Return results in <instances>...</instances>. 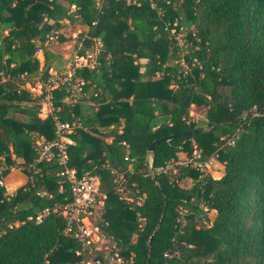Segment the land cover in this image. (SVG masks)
Returning a JSON list of instances; mask_svg holds the SVG:
<instances>
[{"label": "trees", "instance_id": "trees-1", "mask_svg": "<svg viewBox=\"0 0 264 264\" xmlns=\"http://www.w3.org/2000/svg\"><path fill=\"white\" fill-rule=\"evenodd\" d=\"M62 21L86 27L75 42L87 48L98 38L101 46L94 67L75 69L86 96L65 102L64 86L53 89L52 114L40 118L39 100L24 84L60 70L44 45ZM171 30L183 32L181 43ZM191 105L204 107L202 125L190 118ZM254 106H264V0H0V177L17 165L26 175L10 191L0 185V264L85 257L62 233L60 214L34 220L70 201L58 174L64 166L76 177L99 176L95 224L123 264H264V110ZM53 115L81 124L64 136V164L55 147L50 159L35 161L32 134L52 140ZM223 120L212 131L189 132ZM169 134L150 159L149 144ZM194 151L200 160L214 154L221 174L155 171ZM111 169L123 173L132 201L116 191ZM184 178L190 186L180 185ZM160 193L165 210L149 236L164 204Z\"/></svg>", "mask_w": 264, "mask_h": 264}, {"label": "built area", "instance_id": "built-area-1", "mask_svg": "<svg viewBox=\"0 0 264 264\" xmlns=\"http://www.w3.org/2000/svg\"><path fill=\"white\" fill-rule=\"evenodd\" d=\"M59 32L60 28L47 36V39L52 40L56 38ZM73 37L77 39V34L73 35ZM83 46L82 41H76L73 47L75 50L73 58L69 59L68 64L60 70L50 68L48 70L49 76L45 81L35 80L32 83L24 84L25 89L29 91L31 97L39 100L38 116L40 118L52 114L51 91L53 89H58L62 85L64 86L62 101L65 102H76L86 96L83 89L85 82L81 77L76 76L75 69L80 67H94L96 64L95 57L101 43L98 38H93V42L87 48ZM82 48L84 50L83 53L77 54V51ZM36 53L42 54V50L38 48ZM53 120L55 137L52 140L46 141L43 137L32 134L34 138L33 149L37 154L35 161L50 159L53 156L52 148L55 147L57 151L56 155L59 158L58 162L64 164L66 160L64 136L74 128L80 127L81 124L79 117H74L70 121L60 122L53 115ZM227 143L232 144V139H228ZM213 160H215L214 154L207 159L200 160L199 153L194 151L190 156L167 161L155 171L174 174L179 166H188L200 174L205 175L209 172V164ZM13 169L10 167L9 171ZM111 172L114 173L113 183L115 184L116 191L122 194L127 201H132L130 197L125 195L127 189L125 187L123 173L113 169H111ZM150 173L152 174V170H150ZM58 174L69 183L70 201L62 205L54 204L51 208H44L40 214L36 215L34 220L39 222L49 212L60 214L65 220L62 233L79 242L81 250L86 252L85 257L79 260V264H123L124 260L119 253V248L101 234L95 224L97 211L95 212L93 207L95 205L100 206L102 203L98 191L99 176L96 173L84 172L79 177H76L75 171L66 166ZM3 182L4 177H0V185H4ZM39 194H45V192L40 191ZM132 203L137 205L139 204V200ZM136 216V219L139 221L138 227L141 228L143 218L138 213H136ZM94 252H99L100 256H95ZM79 253L80 251L75 252L76 255H79ZM164 255L166 254L164 253Z\"/></svg>", "mask_w": 264, "mask_h": 264}, {"label": "rangeland", "instance_id": "rangeland-1", "mask_svg": "<svg viewBox=\"0 0 264 264\" xmlns=\"http://www.w3.org/2000/svg\"><path fill=\"white\" fill-rule=\"evenodd\" d=\"M62 27L60 28V32L58 33L56 38H53L52 40H47L45 42V49L50 53L49 63L53 65L55 68L61 69L66 64H68L69 59L73 58L75 50L73 49L74 43H75V37L73 35H76L79 32H85L86 27L83 25H80L78 23H71L67 21H62ZM174 33L175 38L179 43L182 42V36L183 32H175L174 30H171ZM64 38V40L60 41L58 37ZM73 38V39H72ZM36 61L38 62V65L42 63L43 56L40 53H36L34 55ZM56 70V69H55ZM86 105H88L87 101H85ZM190 118L196 122L197 125L203 124V114H204V107H197L191 105L188 110ZM221 164L217 163V161L213 160L209 164V174H211L213 177H218L219 172L221 171ZM21 169V166H15L14 170ZM17 171V170H16ZM21 174H24L22 171H18ZM11 174V171L9 172ZM13 178V179H12ZM19 178L17 175H12V177H9V180L7 182H10L11 180L17 181ZM191 181L188 180V178H184L180 181V185L184 187L190 186ZM123 196V195H122ZM214 212L212 210L208 211L209 218H212Z\"/></svg>", "mask_w": 264, "mask_h": 264}, {"label": "water", "instance_id": "water-1", "mask_svg": "<svg viewBox=\"0 0 264 264\" xmlns=\"http://www.w3.org/2000/svg\"><path fill=\"white\" fill-rule=\"evenodd\" d=\"M252 109H253L255 112H260V111L264 110V106H254ZM226 122H227L226 120H223V121L218 122V123H216V124L210 125V126H208V127H206V128H198V129L190 130L189 132H204V131H212V130L218 128L219 126H221L222 124H224V123H226ZM174 135H175V134H169V135H167V136H163V137H161V138H158V139L153 140V141L149 144V146H148V152H149V155H150V159H151V154H152V150H153V145H154L155 143H157V142H160V141L169 140V139H171ZM160 195H161V197H162V199H163V201H164V204H163V207H162V210H161V214H160V216H159V219H158V221H157V223H156V226H155V228L150 232L149 236L152 235V233H153V232L156 230V228L158 227V224H159V222H160V220H161V218H162V215H163V213H164V210H165V199H164V196H163L161 193H160Z\"/></svg>", "mask_w": 264, "mask_h": 264}, {"label": "crops", "instance_id": "crops-1", "mask_svg": "<svg viewBox=\"0 0 264 264\" xmlns=\"http://www.w3.org/2000/svg\"><path fill=\"white\" fill-rule=\"evenodd\" d=\"M185 155L183 153H179L178 157L176 159H181V158H184ZM222 170V169H221ZM18 171H22V170H11V174H9V172L6 174V176H4V186L7 188L8 191H10L13 187H15L16 185H19L21 183H23L26 179V175L25 174H21L20 172ZM17 175L18 176V180L15 181V180H11L10 182H7L9 180V177L12 175ZM219 174H221V171L219 172ZM13 179V178H12ZM187 179V178H186ZM189 180V179H188ZM214 216V214H213ZM212 216V218H213ZM212 218H209L210 220H212Z\"/></svg>", "mask_w": 264, "mask_h": 264}]
</instances>
